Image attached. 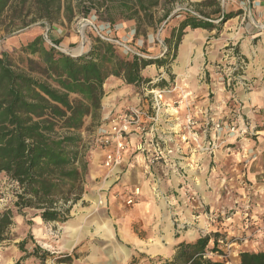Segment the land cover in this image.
I'll return each instance as SVG.
<instances>
[{"label": "rangeland", "instance_id": "374dc122", "mask_svg": "<svg viewBox=\"0 0 264 264\" xmlns=\"http://www.w3.org/2000/svg\"><path fill=\"white\" fill-rule=\"evenodd\" d=\"M68 1L60 0V5L55 3L49 14H45L39 6V0H8V6L0 14V54L5 44L13 47L15 49L13 62L19 68L26 69L27 63L19 51L23 44L36 36H41L46 44H53L62 52L81 54L94 45L98 36L95 27L108 23L115 37L129 46L133 52L147 57L159 54L157 56L159 57L164 51L165 35L170 33L171 28L180 19L178 13L184 9L192 10L191 3L205 1L199 10L205 12L206 16L215 22L223 11L234 13V17L225 21L220 30L215 29L214 38H218V46L209 48L208 45L207 52L203 50L205 56L213 51L219 53V60L215 63L210 61L209 65L206 62L201 71L203 80L212 82L205 95L211 104L215 101L214 90L217 83H220L221 87L224 86L225 91H231L233 94L227 102L231 118L227 120L228 122H225V119L219 121L231 124L235 129L230 132L224 128L221 133L214 134L212 124L215 121L211 119L206 125L205 132L201 126L199 130L201 149L194 151L193 146H184L183 177L194 172L192 165L198 157H206L208 163L205 164L204 174L213 172V179L219 189L220 197L216 203H219L221 198L224 199L223 205L213 210L214 227H202L196 238L206 235L211 237L206 246L208 257L225 261L227 264H239L238 255L241 251H264V213L256 216L251 214L253 201L250 196L245 197L244 203L236 201L235 196L240 193L234 191V187L231 186L232 178L229 177L232 173H240V176L244 177L243 173L247 174L248 170L258 171L259 175L264 174V107L253 113H248L250 109L247 105L242 108L244 96L253 94L264 98V0H183L172 6L170 18L166 23L156 27L140 25L138 31L133 20L115 17L114 23L110 24L101 18L98 19L93 12L84 16L77 13L75 8L69 11L65 8ZM121 24L122 26L133 24V30L124 27L118 30ZM79 46L82 47L81 50L74 53ZM116 50L120 56H131L126 55L120 48ZM157 67L158 65L151 67L153 77L150 79L157 78L156 82L164 81L157 86L167 87L173 80L168 82L163 79L161 73L156 71ZM159 67L165 71L164 67ZM140 87L134 86L135 93L140 94ZM103 100L104 103L109 101L103 96L101 105ZM192 107L193 105L190 110L193 112ZM102 117L100 111V118L97 121H92L91 117L85 118L80 131L84 144L83 158L86 163L84 180L87 183L90 177L94 188L101 185L96 183L103 172V167L99 164L102 153L93 147ZM195 117L198 119L196 115ZM209 140L215 143L210 149L205 147ZM158 164L151 167L147 173L143 169L145 175L135 172L133 180L142 183L145 188L147 178L153 177L151 181L153 188L160 189L164 182L159 174L164 175L165 171L163 173V168L157 166ZM240 181L243 187L249 185L243 179ZM15 190V183L6 175L0 174V210H11L13 221L6 235L9 239L0 244V264H14L22 256L26 257L21 264H71L79 255L84 256L89 252H97L104 264H160L173 254L151 256L143 247L138 249L128 245L119 237L118 243L96 242L94 239L96 237L107 238V228L98 226V221L107 215L108 210L101 213L100 210L90 208L88 201L82 203L81 199L72 206L69 218L65 222H45L34 208L18 212L14 205ZM74 207L77 210L71 214ZM121 215L120 211L119 217L122 219ZM215 238L219 240L216 245ZM21 241H24L22 248L19 247ZM111 252H116L115 259L103 257L104 253Z\"/></svg>", "mask_w": 264, "mask_h": 264}, {"label": "trees", "instance_id": "16d2710c", "mask_svg": "<svg viewBox=\"0 0 264 264\" xmlns=\"http://www.w3.org/2000/svg\"><path fill=\"white\" fill-rule=\"evenodd\" d=\"M71 1H75L74 3ZM183 0H69L67 8L84 16L91 14L113 24L115 17L133 20L138 27H156L170 18L172 6ZM60 0H39L49 14ZM204 2L178 13L180 19L164 39L159 57L133 53L120 56L116 47L96 36L93 46L81 54H69L36 36L20 48L27 63L21 69L13 62L14 50L0 55V174L16 185L14 205L18 212L34 208L45 222H65L72 206L84 192L86 163L80 134L84 120L100 118L103 84L109 77L127 85L153 87L141 72L155 64L169 72L187 28L217 29L234 17L223 11L218 21L199 10ZM8 0H0V14ZM161 11V13H160ZM157 13H160L158 16ZM103 16V18H102ZM22 57V56H21ZM9 209L0 210V244L8 240L13 223ZM209 235L193 242L181 241L169 259L160 264H227L207 256ZM219 240L214 239V244ZM24 241L19 243L22 248ZM239 264H264V251L239 253ZM26 256L14 264H21Z\"/></svg>", "mask_w": 264, "mask_h": 264}, {"label": "crops", "instance_id": "0c3cea01", "mask_svg": "<svg viewBox=\"0 0 264 264\" xmlns=\"http://www.w3.org/2000/svg\"><path fill=\"white\" fill-rule=\"evenodd\" d=\"M122 25L119 28L117 26L118 30L123 27L133 30V24ZM214 32L215 29H186L177 47L176 57L169 67V72L173 78L170 79L169 75L160 70L159 66L156 70L168 82L170 80L175 81L181 92L191 94L189 98L193 101L191 109L201 124L205 123L206 117L213 121L225 119V122L231 118L230 108L227 106L229 98L233 97L231 91H225L224 86L221 87L220 83H217L214 90V103L211 104L205 96L209 84L212 85V82L208 83L206 79L203 80L202 66L206 62L209 65L210 61L215 63L220 56L215 51L206 56L203 52V50L207 52L208 45L209 48L218 46V38H214ZM168 35L169 33L165 37ZM13 50H15L13 47L4 45L3 52H12ZM158 55L150 56L157 57ZM151 67H155V65H149L142 70L143 77H153ZM103 90V96L109 101L106 103L104 100L102 101L101 116L110 110L124 108L127 105L138 104L142 101L141 97L135 93L134 86L127 85L123 80L115 77H109L105 81ZM167 96L168 99H175L179 93L174 92ZM244 98L246 101L243 100L242 108L247 105L250 109L248 113L256 112L260 107H264V98L261 96L251 94L247 97L244 96ZM183 113L180 110L178 116H167V121H164L160 131L164 132L166 129L178 131ZM260 137L261 135L258 136V138ZM102 158L99 163L101 166ZM206 159L204 156L198 157L192 165L194 172L185 177L180 176L173 170V167L166 163L158 164L157 166L160 165L163 168L162 172L165 171V173L163 172L164 175L159 174L164 182L160 189L153 188L151 182L153 177L147 178L145 188H143L142 183L139 184L133 180L135 172L145 175L141 165L126 166L110 179L105 178V170L103 169L99 182L96 183V185H101L95 186V188L89 177L85 183L81 202L88 201L90 208L100 210L101 213L108 210L107 215L98 221V226L107 228V238L96 237L94 238L96 242L118 243L119 237L128 245L138 249L143 247L144 250L151 253V256H163L173 253L177 243L196 239L202 227L213 228L215 225L213 224L215 223L213 210L219 209V205H223L224 199L221 198V201L216 203L220 197L219 189L213 179V172L204 174L205 164L208 163ZM258 173V171L251 172L248 170L247 174L243 173L244 177L240 176V173L229 175L232 178L231 186L234 187V191L240 193L235 196L236 201L244 203L245 197L250 196L253 201L251 214L255 216L264 213V174L259 175ZM242 179L249 183L247 187L241 185L240 180ZM136 188L139 190V194L134 196L132 204L127 205L129 193ZM75 210L77 209L74 207L71 214H74ZM120 211L122 212V219L119 217ZM125 215L129 216L124 217ZM69 246L71 247L72 244ZM103 257L113 260L117 254L116 252L104 253ZM101 260L102 258L97 252H89L84 256L79 255L71 264H104Z\"/></svg>", "mask_w": 264, "mask_h": 264}, {"label": "built area", "instance_id": "2783aa9c", "mask_svg": "<svg viewBox=\"0 0 264 264\" xmlns=\"http://www.w3.org/2000/svg\"><path fill=\"white\" fill-rule=\"evenodd\" d=\"M95 30L99 37L113 43L126 55L135 53L115 37L108 23L98 25ZM157 80H151L150 83L153 84ZM139 92L137 95L142 99L140 103L110 110L102 117L96 131L93 147L102 153L105 178L110 179L126 166L141 165L147 173L160 162L170 165L183 177L184 146L191 145L194 151L200 150L199 130L203 126L205 132L206 125L211 120L207 119L205 123H200L190 110L193 105V101L189 99L191 94L181 92L175 81L168 83L167 87L141 86ZM174 92H178L179 96L168 99L167 95ZM181 106L183 108H180ZM180 110L184 113L178 131L168 129L160 131L164 121H167V116H178ZM212 125L214 134L221 133L224 128L230 132L235 129V126L221 121H215ZM214 145V141L209 140L205 147L210 149ZM138 194L137 188L129 193L126 204H132L134 196Z\"/></svg>", "mask_w": 264, "mask_h": 264}, {"label": "bare ground", "instance_id": "6f19581e", "mask_svg": "<svg viewBox=\"0 0 264 264\" xmlns=\"http://www.w3.org/2000/svg\"><path fill=\"white\" fill-rule=\"evenodd\" d=\"M82 47L79 46V48L74 50V53H78L81 50Z\"/></svg>", "mask_w": 264, "mask_h": 264}]
</instances>
